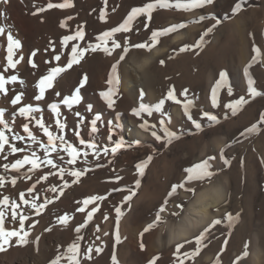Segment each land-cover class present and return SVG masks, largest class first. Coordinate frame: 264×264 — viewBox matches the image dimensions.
<instances>
[{
	"label": "rangeland",
	"instance_id": "obj_1",
	"mask_svg": "<svg viewBox=\"0 0 264 264\" xmlns=\"http://www.w3.org/2000/svg\"><path fill=\"white\" fill-rule=\"evenodd\" d=\"M64 2L9 0L7 4L0 3V11L5 13L0 16V27L5 29L4 34H0V76L6 80L10 76L17 77L15 82L5 83L6 93H0V110L4 111L5 122L12 130L4 129L3 125H0V130L5 132L11 144L25 150L13 154L6 145L5 151L0 152V177L4 178L0 199L5 196L9 198V206H0V210L4 211L6 230L18 229L19 221L11 220L10 207L11 201H16V211L27 217L24 230L29 233L27 244L19 246L12 238L5 245L6 251L2 252L17 248L38 264H49L58 254H65L67 246L79 235L81 254L77 258L80 264H112L113 253L118 264H148L153 257H158L156 264H180L181 261L183 264H216L217 259L219 264H233L237 256H242L238 264H264V125L258 124L260 130L257 133L241 135L245 128L258 123L260 113L264 111V95L255 99L247 97V83L243 74L244 67L254 55L252 47L255 45L261 50V55L249 72L256 81L257 89L264 91V0H238L241 10L235 15L231 9L237 0H215L212 5L189 11L175 7L156 8L151 20L141 15L132 21L129 32L113 34L106 45L111 55L99 49L85 52L79 63L65 68L53 81V87L45 90L44 98L37 101L34 99L39 93L37 83L48 75L50 68L66 66L73 45L78 49L96 44L105 46L98 37L119 26L133 8L143 7L153 0H70L71 7H47L49 3L58 5ZM169 2L175 4L176 0ZM41 8L44 11H39ZM101 12L104 13L103 20L100 19ZM201 15L206 19L194 23ZM216 20H220V24L204 37L199 48L195 47L201 34ZM62 21L64 27L60 26ZM145 23H148V28L143 26ZM178 23L186 27L161 37L155 46L132 47L139 43L150 44L152 30ZM80 30L84 32L83 39L62 43L65 36L75 35ZM9 31L21 44L19 49H14L13 59L21 56L23 59L16 68L5 71ZM125 38L128 40L127 52L123 51ZM112 40L120 43L121 47L112 49ZM184 45L190 47L180 51ZM155 47H160L161 52L144 65L143 71L136 72L134 81L126 86V70L134 62L148 56ZM33 52L35 56H32ZM57 55L59 60L55 59ZM121 55L124 56L123 60H120ZM29 58L36 67L27 62ZM161 61L164 63L161 64ZM113 64H117L119 83L115 86L118 89L113 97L115 104L109 108L100 93L110 87L107 80ZM221 71L227 73V84L232 87L233 95H228L226 87L221 88L218 106L214 108L211 91ZM84 77H87L86 82L80 87V80ZM170 87L174 88L181 103L165 100L160 112L153 111L152 115L144 112L139 117L132 114V109L138 108L141 103L150 106L156 104L166 96ZM77 88H80L79 103L71 108L61 103L63 97L71 96ZM185 89L188 90L187 95H180ZM21 93L19 104L13 105L11 100ZM241 95H245L249 103L233 116L223 105ZM187 101L192 102L190 114L201 124L200 130L184 115L182 105ZM50 104L58 106V116L52 113ZM25 105H32L39 111L26 119L18 111L19 107ZM89 105L91 111L88 110ZM205 111L216 115L219 122L211 124L202 115ZM77 112L84 117L83 122L76 115ZM96 115L101 119L93 132L90 121ZM32 117L42 119L53 135H63L67 143L80 148L82 153L87 151L88 156L81 155L74 165H68L66 153L61 152L64 159L60 160L56 152L49 151L48 158L53 159L57 167L46 164L44 150L33 143L23 130V125L28 124L37 140L47 144V137ZM57 120L65 125L63 131L57 128ZM161 120L179 137L167 146L164 140L152 136L153 131L164 135L160 128ZM144 121L148 122L147 130L139 126ZM134 127L142 132V136L132 130ZM109 128L112 129L111 133ZM77 132L79 137L76 136ZM14 135L22 139L12 140ZM80 139L96 144L101 150L98 158L94 156L93 149H86L79 143ZM121 139L126 146L113 155L111 148L116 140ZM59 145L60 141L57 140L58 152ZM104 148L109 149L107 155L103 152ZM221 148L224 159L229 161L227 165L220 158ZM33 151L41 158L39 168L29 171L31 166L26 164L15 171L4 167L24 155L30 156ZM149 155L152 160L144 175L139 176L136 165ZM210 157L211 177L185 180L186 168ZM60 168L65 169L62 178ZM70 169L84 171L85 174L77 183H72L75 178L68 175ZM41 176L47 179H40ZM221 176L228 177V185L224 199L213 208L214 215L209 221L188 239L170 245L164 241L158 247L157 238H165L166 225L177 224L186 214L197 191L205 186L218 185ZM137 178L141 181L138 188L135 186ZM13 179L14 185L11 183ZM182 182L184 187L177 188L172 196H168L172 186ZM29 188L33 189L32 192L28 191ZM53 188L56 191H52ZM129 189L134 190L135 195L125 202L124 197L129 195ZM20 193L28 200L27 204L20 200ZM91 196L103 199L85 207L83 201ZM166 198L167 204H164ZM33 202L46 206L37 214L31 207ZM162 204L164 211L160 212ZM93 206L97 207V211L77 233L75 229L84 223L87 212ZM78 207H84V212H78ZM117 207L122 213L118 228ZM158 212L160 220L156 221ZM227 213L233 216L240 214L239 220L231 227L225 218ZM65 214L68 221L62 224L58 218ZM213 220H221V223L209 229L199 254L193 257L191 253L195 250L196 236ZM149 224H152L151 229L141 236ZM117 235L120 243H116ZM141 244L144 245L143 249ZM177 244L183 245L180 252H176ZM89 246L92 247L90 259L84 255ZM96 248L102 249L98 255ZM256 250L258 254H255ZM245 251L247 255L243 256ZM62 262L69 264L67 259H62Z\"/></svg>",
	"mask_w": 264,
	"mask_h": 264
},
{
	"label": "snow or ice",
	"instance_id": "obj_2",
	"mask_svg": "<svg viewBox=\"0 0 264 264\" xmlns=\"http://www.w3.org/2000/svg\"><path fill=\"white\" fill-rule=\"evenodd\" d=\"M9 2V0H0V3L2 4H7ZM215 3V0H185V2H181V0H176L175 4H172L169 2V0H153V2L150 3H146L143 7H138V8H133L127 15V17L124 19V21L117 27L111 29L108 32H104L100 37H98V39L100 41H102L103 46L101 44H96V45H89V48H77L75 45L72 46L71 48V56L69 57L67 64L65 67H52L49 69V73L46 76H43L39 82L37 83L36 87L39 89V93L34 97L35 100L40 101L44 98V93L45 90L47 88H52L53 87V81L55 80V78L65 70V68H70L73 64L75 63H79L80 59L83 58L85 52L91 50L93 52L99 50H102L103 52H105L108 55H111V51L110 49L106 46L108 43V40L113 36V34L117 33V32H129L131 30V24L132 21L135 20L137 17L143 15L145 16L148 20L152 19V13L156 8H169V7H175L178 10H184V11H189L192 9H202L203 7L207 6V5H212ZM71 3L70 0H65L64 3L62 4H58V5H53L51 3L48 4V8H52V7H59V8H65V7H71ZM241 10V4L238 2L234 3L231 11L232 14L235 15L237 14L239 11ZM39 11H44L43 8L39 9ZM35 14V13H34ZM5 13L3 11H0V16H4ZM209 18H213L214 17H209ZM70 19V17H69ZM100 19L103 20L104 19V13L101 12V16ZM206 17L204 15H201L199 17V19L197 21H193L194 23H199L200 21L205 20ZM218 24H220V20H216V23L213 24L211 27L207 28L200 36L199 40L196 41L195 43V47L199 48L203 42H204V37L208 35V33H210ZM61 27H64L65 24L62 21L61 22ZM145 28H148L149 25L148 23H145L143 25ZM186 25L183 23H178V24H172L168 27L162 28V29H155L151 31V36L149 37L151 43H139V44H135L132 45V47H136V48H151L153 46H155L156 44H158L160 42V38L169 35L170 33L176 32L179 29H183L185 28ZM5 29L3 27H0V34H4ZM84 38V32L82 30L77 31L75 33V35L72 36H65L62 40V43L66 44L69 40H76V39H83ZM7 41H8V45H7V55H6V61H7V67L5 69V71L7 70V68H16V66L20 63V61L23 59V57L21 56L18 59H13L14 56V49H19L21 47L20 41L19 40H15L13 38V36L11 35V32H8L7 35ZM111 47L112 49H116V48H120L121 44L118 43L116 40H112L111 42ZM189 45H184L180 51H185L189 48ZM123 51L127 52L128 51V40L127 38H125L124 40V47H123ZM252 52L254 53V55L251 57V60L248 62V64L244 67L243 70V74L247 83V97L251 98V99H255L258 96H262L264 95V91H260L257 89L256 85V81L254 80V78L252 77V75L249 72V69L251 68L252 64L256 63L259 59H260V55H261V50L256 47L255 45H253L252 47ZM35 52L32 53V56H35ZM55 59L59 60L60 57L59 55H57L55 57ZM124 56L121 55L120 56V60H123ZM30 65H32V67H36V65L33 63L32 59L29 58L27 61ZM119 63V61H117V64ZM164 62L161 61V64H163ZM117 64H113L112 65V70L109 74L108 80H107V84L110 86L109 89L105 92H101L100 96L102 99H104L105 103L107 104V106L109 108H112L115 104V100L113 99V97L117 94L118 89L115 87L116 85H118L119 83V78L116 75V68H117ZM227 73L225 71H221L219 73V77L215 82V85L212 88L211 91V102H212V106L215 108L218 106V93L219 90L223 87L227 88V92L229 96L233 95V89L232 87L228 86L227 84ZM87 77H84L83 79L80 80V87H83L85 82H86ZM17 80L16 76H10L7 78V80L3 77L0 76V93H6V89H5V83L6 82H15ZM22 83V82H21ZM187 89H185L180 95H187ZM80 88H77L75 90V92L71 95V96H65L62 98L61 103H63L64 105L68 106L69 108L72 107L73 104L79 103L80 102ZM22 93L18 94L15 96V98H13L11 100V103L13 105H18L21 97H22ZM57 96L60 95V93H56ZM143 92H141V97H143ZM165 100H171L174 101L175 103H181L180 100L177 99L176 95H175V90L174 88L170 87L166 96L163 97L162 99H160L156 104L154 105H148V104H144L141 103L139 105L138 108H133L132 109V114L134 116L139 117L141 115V113L147 112L148 115H152L153 111L155 112H160L161 109L164 106ZM191 101H187L185 103H183V111H184V115L192 122V124L195 126V128L197 130L201 129V124L199 122H197L196 120H194L190 114V107H191ZM247 103H249V99L246 98L245 95H241L239 98L234 99L232 101H230L227 104H224L223 107L228 109L231 114L233 116H235L243 107L244 105H246ZM49 108L51 109L52 113L54 115H59V108L56 104H50ZM88 110L91 111V105H89ZM19 111V115L22 117H25L26 119L29 118L30 114L36 113L39 111L38 108H34L32 105H25L22 107H19L18 109ZM76 115L78 117H80L81 122H83L84 117H82L80 115L79 112L76 113ZM203 117H206L207 120L211 123V124H215L218 123V118L216 115L210 113V112H203L202 113ZM35 119V123L38 126V128L40 130L43 131L44 136L47 137V144L41 143L40 141L37 140V137L35 135H33V133L29 130L28 124H24L23 125V130L24 132L28 133V138L35 144H38L40 148H42L44 150V162L50 166H52L53 168L57 167V164L54 163L53 159L48 158V154L49 151L52 152H56L57 156L59 157L60 160H63L64 157L61 155L62 153H66L68 156V160H67V164L68 165H74L77 161V159L83 155L85 157L88 156V152L84 151L83 153L81 152V149L74 146L71 143H67V141H65V138L63 135H53V133L49 130V128L47 126H45L44 122L42 119H37L35 117H32ZM101 119V117L99 115H96L94 119H92L90 121V125H91V130L93 132L96 131V125H97V121H99ZM258 124L260 125H264V111H262L260 113L259 116V121L258 123H253L250 127L245 128V130L243 132H241V135H246V134H253V133H257L259 132V128H258ZM0 125H3L4 129H7L8 131H11L12 129L9 127V125L5 122L4 119V111L0 110ZM56 126L58 129H60L61 131H63V129L65 128V125L62 124L60 122V120L56 121ZM141 129L147 130L149 125L147 121H144L143 123H141L140 125ZM152 127L154 128L155 125H152ZM160 128L161 131L163 132V136L158 135L155 131L152 132V136H154L157 140H164L165 141V145L167 146L168 144H171L173 140L175 139H179V137L177 136L176 132L170 130L168 127L165 126V121L161 120L160 121ZM112 129L109 128V133H111ZM79 132L76 133V136L79 137ZM12 140H20L22 139L21 136L18 135H14L11 137ZM109 139H111V135L109 136ZM60 141V151H57V146H56V141ZM79 143L81 145H84L86 149H93L94 150V156L98 158L99 153H100V149L97 148L96 144L93 142H86L83 139L79 140ZM136 144H139V141L135 142ZM7 145V148L10 149L11 153H17V152H24L25 150L23 148H19L14 146L13 144L10 143L9 138L6 137L5 132L0 130V152L5 151V146ZM125 142L121 139V140H116L111 148V153L114 155L118 150H120L121 148L125 147ZM132 145H127V147H131ZM227 146V145H226ZM103 152L105 155L108 154L109 149L108 148H104ZM221 152V156L220 158L224 160V163L227 165L229 163V161L227 159H224V153H223V148H221L220 150ZM5 159H7V157H5ZM212 159L211 157L208 160H203L197 164H194L193 166L186 168L185 172L187 173L185 180L186 181H192V180H198V179H204L206 177H211L213 175V173L211 171H209L211 165L209 164V160ZM152 160V156L149 155L147 156L143 161L139 162L136 165V170L137 173L139 174V176H143L144 175V170L147 168L148 164L151 162ZM40 161L41 158L38 157L36 155V152L33 151L31 153V155H24L23 158H19V159H15L14 163L11 164H5L4 167L7 168H11L15 171H19L20 168H22L24 165H30V169L29 171L35 170L37 168L40 167ZM60 174H61V178L63 177V174L65 172L64 168H60ZM84 171H80V170H75V169H70L68 170V175L71 177H74L75 179H73L72 183H77L79 181V178L84 175ZM40 179H47L46 176H41ZM119 179V177L117 178ZM11 183L14 185L15 184V180L13 179L11 181ZM140 179L137 178L135 181V186L136 188H138L140 186ZM65 184H67V182L65 181ZM4 185V178L0 177V187H2ZM184 187V183H180L178 185H173L171 190L168 193V196H172L175 191L177 190V188H183ZM32 188H29L28 191L32 192ZM118 190V189H117ZM52 191H56L55 188L52 189ZM129 195L124 197V201H130L131 197L133 195H135V191L132 189H129ZM103 199V197H99V196H91L86 198L83 201V204L85 207H87L89 204L93 203V201H98ZM20 200L27 204L28 200L24 197L23 193H20ZM49 203L51 201H48ZM164 204H167V198L164 201ZM0 206H5L8 207L9 206V198L7 196L3 197V199H0ZM46 204H38L36 202H33L31 204V207L36 210L37 214H39L40 210L45 207ZM10 207L12 209L11 212V220L12 221H16L18 219L19 221V228L15 229V230H6L5 228V215H4V211L0 210V252L2 251H6L5 249V245L9 244V242L12 240V238H15V243L19 246H23L25 244L28 243L27 237L29 235V233L27 231H25V220L27 219V217L23 214H20L16 211V209L18 208V204L16 201H11ZM179 207V205H178ZM78 212H84V207H78L77 208ZM97 211V207L93 206L91 208L90 211L87 212L86 215V219L84 221L83 224L79 225L75 231L77 233L80 232V229L85 227L88 223L89 220L92 219V215L93 213H95ZM116 211V222H117V228L119 225V220L120 217L122 215L121 213V209L119 207H117L115 209ZM164 211V205L162 204L160 207V212ZM107 218V217H106ZM225 218L227 219V221L229 222V227H231L232 225H234L240 218V214L236 213L235 216H233L231 213H227ZM59 222L62 224H66L68 221V217L67 214H65L64 216H61L58 218ZM160 220V215L159 212L157 213L156 216V221ZM221 223V220H213L212 223L208 226L205 227L203 229V231H201L199 233L198 236H196L195 238V242H196V246H195V250L191 253V255L194 257L196 255L199 254L200 252V248L202 246V242L205 239L206 234L209 232V229L212 226L218 225ZM152 224H149L147 227L144 228L143 232L140 234L141 236H143L144 232H147L151 229ZM48 231H50V229H46ZM107 235V233H105ZM80 236L78 235L76 240L69 244L67 246L66 249V253L61 255L58 254L57 256H55V258H53L49 264H61V260L62 259H67L69 264H80L79 259L77 258L80 254H81V248H80V244L78 243V241L80 240ZM37 239H39L37 237ZM116 243H120V238L117 235L116 237ZM225 243H227V241H225ZM141 249H143L144 245L141 244L140 245ZM183 247L182 244H177L176 245V252H180L181 248ZM245 248H247V245H245ZM223 250V249H222ZM96 254L98 255L102 249L101 248H96L95 249ZM92 252V247L89 246V248L87 249V251L84 253V255L87 258H91L89 256V253ZM175 255V253H174ZM185 256L188 255V253H184ZM243 256L247 255V251H245L243 254ZM112 264H118V260L117 257L115 255V253H113L112 257ZM158 260V257H153L150 261H148V264H156V261ZM242 260V256H237L236 260L233 262V264H238L239 261ZM180 264H183V261L180 262ZM216 264H219V259H217Z\"/></svg>",
	"mask_w": 264,
	"mask_h": 264
},
{
	"label": "bare ground",
	"instance_id": "obj_3",
	"mask_svg": "<svg viewBox=\"0 0 264 264\" xmlns=\"http://www.w3.org/2000/svg\"><path fill=\"white\" fill-rule=\"evenodd\" d=\"M159 52H161V48L155 47L144 59L140 61L135 60L136 62L126 70L124 84L128 86L130 82H133L135 78L134 74L136 75V72L143 71L144 65ZM132 130L142 136V132L135 127ZM218 180L219 184L216 182L218 185L205 186L197 191L194 199L190 201L186 214L177 224L166 225L168 226V230L165 238L163 239V236H158L157 238L158 247L161 246L164 241L165 244L170 245L188 239L196 230L209 221L211 216L214 215L213 208L224 199L226 187L228 185V177L221 176ZM256 253L258 254L257 250L255 251V254ZM0 264H38V262L33 261L30 255L15 248L0 254ZM62 264H64V262H62Z\"/></svg>",
	"mask_w": 264,
	"mask_h": 264
}]
</instances>
